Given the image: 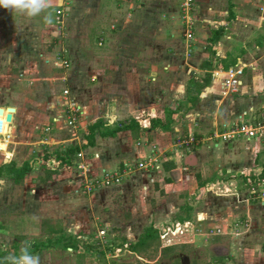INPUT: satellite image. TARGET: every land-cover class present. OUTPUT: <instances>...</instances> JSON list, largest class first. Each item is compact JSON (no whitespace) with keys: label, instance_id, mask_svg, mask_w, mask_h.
Segmentation results:
<instances>
[{"label":"rangeland","instance_id":"1","mask_svg":"<svg viewBox=\"0 0 264 264\" xmlns=\"http://www.w3.org/2000/svg\"><path fill=\"white\" fill-rule=\"evenodd\" d=\"M81 1L83 0H73L72 2L70 0H51L52 6L47 11L52 13L53 23L56 21V15H58L59 23L56 24L57 26L45 23L43 17L46 13H41L36 17H28L0 7V104L8 103L9 107H14V103H17L19 115L22 117L23 114V119H26V115L29 113L32 114L31 122L22 124L21 126L24 128L16 136L18 140L31 141V144L18 146L21 147V152L10 156L4 152H7V149H12L13 138L11 136L14 135V129L12 123L7 120L11 111H9V107H3L4 112L0 114V120L4 121L6 128L0 129V134H5L2 139L7 140L2 141L0 139V165L7 163L6 160L19 164L20 161L33 159V150L42 147L41 145H34L41 133H52L47 135L54 136L58 140L54 147H63V145L75 144L78 138V141L82 142L89 133L88 126L92 123L108 122L109 120V123H117L121 120L130 122L131 119H135L139 123V127L121 134L122 139L118 142H123L122 146L118 144L115 147L114 144L115 150L119 148L115 155L120 157L119 163L114 164L111 168L135 162L130 161V159L134 160L135 158L131 156V152L135 153L132 150L133 145H142L140 141H137L139 137L149 143L146 146L150 152L147 154L143 151L144 157L152 155L153 146H157L159 151L164 154L165 150L159 145L158 135L150 133L152 129L161 127L153 126L151 119L153 116L163 119L168 110L175 113L182 111L175 119V125L182 122L180 130L178 133L176 131L169 133H172L171 138L174 136L177 139L176 148L183 149L174 155L169 154L168 160H177L179 157L183 159L184 154L187 155V153L192 152V156H197L198 161L193 165L189 163L187 166L182 165L179 170L177 169L178 171H175L177 175H181L180 183L182 186L179 187L178 185L176 190L172 189L171 192H168L165 189L169 180L163 179L166 173L157 175L163 169L160 167V169L154 170L153 176H151L152 183L150 182L147 186L149 188L143 186L144 189L141 192H137L140 189L134 187L126 188L124 193H119L114 188L117 184H111L106 187L109 189L107 194H103L104 196L101 197L102 201L98 200V196H96L97 198L92 201L93 203L88 200V196L94 193L96 189L88 192L84 187L79 186V190L75 191L74 185L81 183L86 177L85 172H89L84 170V174L76 175L78 172L75 173L73 172L74 169H71L66 173L53 172L49 178L48 172L58 167L57 161L53 158H49L45 164L40 166L33 167L32 165L33 169L20 181L6 176L0 177V251L13 253L15 250H19L18 252H20L22 247H28L27 239H30L29 241L32 243L38 234L37 232L40 231L38 237H45L42 241L44 247L47 248L51 243L50 241L61 245L62 242L59 238L61 236L69 237V234H77L79 238L77 240L83 242L86 247L90 246L88 251H84L82 257L78 259L76 258L77 252L68 250L64 246L63 251H59L57 254L55 251H51L52 259L39 254L40 264H89L90 259L92 264H264V199L256 195L258 191L264 192V180L253 178L254 175L259 177L262 175L264 134L256 136L257 138L263 136V138H258L259 140L246 137L230 138L229 135L224 137L229 131L227 130L228 126L231 128V124L229 125L231 120L228 124L226 123V114L223 111L232 105L237 100L236 98H240L238 102H241L240 105H242L243 120L236 119V126L264 119V89L259 90L256 87L251 91L253 99H251L250 105L247 104L246 96L243 95L246 92V87L241 90L238 89L237 94H233L231 91L225 92V90L222 93H216V98L228 95L219 108V101L215 103L216 105L214 104L215 106H211L210 92H207V96L205 94L203 99H201L200 94L196 96L198 89L193 88L189 78L191 73L196 72L197 63L195 62L201 53L197 50L192 51L190 47L199 44L203 48L205 57H201L200 62L208 56H213V52L210 50L213 44L206 41L203 36L205 31H201L200 27L202 25L200 19L205 16L204 9L195 12V15L192 14L190 21V25L195 24L198 27L201 35V37L196 38L198 39L196 42H191L194 35L191 39L188 38L191 40L188 42L186 39L183 41L170 35L171 29L173 30L176 26V22L180 23L184 19L183 16H180L183 18L182 20L181 18L178 19L179 16L173 14L171 16L163 14L161 17L157 14V18L152 20L160 26L159 30L157 29V35L147 36L149 33H144V35H139L140 37L137 39L134 35L130 38L128 35L125 36V39L123 37L122 39L109 40V30L116 31L114 32L116 35L119 32L118 28L125 25L123 23L126 17L136 12L135 10L129 12L127 9L129 5L135 4L134 0L121 1V5L124 7L122 6V10L116 13H104L98 11L97 8L94 12L92 4L85 5ZM162 1L151 0V3L158 5L162 4ZM206 1L213 6L211 7L213 9L209 8L208 10V13L212 14L213 20L228 21L230 18L228 0ZM234 1L239 3L242 8L240 10L242 17L247 16L257 26L252 33L241 37L242 41L233 42L236 44L235 49L238 50L240 47L239 50L243 54L239 60L240 65L244 66V70L249 69L250 77L259 81L264 80V44L261 42L264 39V0ZM58 6L62 10V14H58ZM119 12L126 16L121 17ZM93 13L96 15L95 20L98 23L95 24L98 27L91 28L88 36L85 35L82 38V33L87 31V28H81L83 30L81 32L78 30L80 27L77 26V23L80 21L91 22V18L89 20L87 16L89 14L92 17ZM218 13L221 14L220 18L217 17ZM135 16L130 17L132 22L133 19H136ZM184 20L187 22L186 19ZM44 24L47 25L44 27ZM104 24L106 26L102 27ZM255 24L252 23L251 25L255 26ZM108 28L109 30L103 31V29ZM77 34L81 37H78ZM133 34L135 33L133 32ZM100 38H104V41L102 42ZM55 40L58 41L55 42ZM257 44H260L258 45L260 47H257ZM188 47L190 52L187 51ZM249 52H252V56L249 54V58H247L245 54ZM75 53L78 54L76 57H79L77 61L79 60L83 67L86 66V70L87 63L90 62L91 58L92 61L98 60L95 63L96 66L106 68V70L93 68V65L90 70L88 68V71H83L79 77L77 76L75 89H70L68 84L71 81L70 74L77 69L73 59ZM104 53L107 56L105 58L102 56ZM131 55L135 58L132 59ZM141 56L143 57L138 59ZM124 61H128L129 67H135L137 64L136 68L139 72L125 76L126 82L119 84V89H107V86L102 85V83L117 77L111 72V64H119V62L121 64ZM152 61L157 65L154 80L151 79V75H146L147 71L145 72L148 64ZM256 67L258 69H255ZM251 68L255 69L256 72H253ZM99 69L101 71L98 73ZM101 72L103 73L100 74ZM110 72L111 74H109ZM93 75L100 79L101 85L96 90L88 91L85 86L93 79ZM65 88L71 90L72 100L78 102L83 110L81 120L78 123L80 129L76 130L70 127L67 119L63 118L61 122L63 120L64 123L49 132L46 129L49 118L56 116L55 114L58 112L55 107L50 106V101L53 100L54 102L56 99L58 106L64 107L67 104L64 100ZM216 98L212 99L215 100ZM231 98L236 100L231 101ZM248 99L250 100V98ZM127 100H129L128 104H136L133 108H128L129 111H126V105H123L127 104ZM118 102L122 103L120 105L122 115L119 117L115 111ZM206 110L217 113L222 119L213 130L211 129L213 124L207 117L204 118L203 124H200L199 128L194 126V119L200 118L196 113L203 114ZM32 116L35 118L34 122H32ZM189 126H192L193 130H196L195 132H199L205 137L201 141L197 140L194 131L187 135L186 131ZM165 130L170 131V129ZM33 133L34 135H31ZM75 135L78 136L75 137ZM242 138H245L247 142L250 141V144L245 143L240 148L234 147L232 143ZM62 140L65 143H62ZM101 140V137L97 135L96 143L97 141L101 142ZM178 140L181 143H178ZM195 140L196 143H194ZM47 149L49 152H53V149ZM97 149L101 151L100 146ZM139 154L140 152L136 153L137 156ZM192 160L194 161L195 158ZM92 166L93 164L90 167ZM138 169L139 171L143 170ZM79 171L81 172V170ZM143 171H141L144 175L142 179H147L148 175L146 174L149 172ZM102 173L103 171L98 173L93 171L96 176L102 175ZM207 182L214 184L208 192L203 188ZM155 183L159 185L158 189H155ZM65 184L70 189H66ZM226 188L230 190H224ZM161 189L164 190L163 193H161ZM182 191L183 195L181 196ZM170 197L177 198L175 206L179 208L182 205V209L178 212L183 216L189 215L190 220L188 221L190 222H193L200 212L202 217L203 213L206 218L204 224H197V230L194 233L192 231L185 232L180 240L170 239V245L167 244L169 238L161 241L160 236L158 241L152 242V245L146 247L145 250L142 249L137 252L121 249L117 250V254H113L104 249L111 244L113 246L118 244L127 246L129 241L134 244L144 230L150 226L163 233V230L159 229L157 225H162L166 218H158L154 212L162 206V202L169 201ZM175 217L172 216L171 222L177 226L174 228L170 225L167 228V232L173 229L174 235L181 233L180 222L178 223V219ZM217 221H222V232L212 235L210 227L215 226ZM236 222L242 223L238 229H235L234 226ZM163 226H167V223H164ZM215 227L218 228L219 225ZM216 228L215 232L217 231ZM52 229L64 232L51 238L49 236ZM199 229L203 231L199 232ZM207 231L210 234L208 236L204 234ZM78 232L82 234L79 235ZM91 234L98 235L97 238L99 239L93 240ZM125 236L129 240L126 243H124L126 241ZM49 238L51 240H48ZM99 240L102 242L100 247L97 245ZM165 244L167 245L164 246ZM167 246H171L168 247L170 249ZM99 252L104 253L98 256ZM35 253L37 252H34L33 255H38ZM107 253L114 256L107 258L104 256Z\"/></svg>","mask_w":264,"mask_h":264},{"label":"crops","instance_id":"2","mask_svg":"<svg viewBox=\"0 0 264 264\" xmlns=\"http://www.w3.org/2000/svg\"><path fill=\"white\" fill-rule=\"evenodd\" d=\"M72 1L73 0H70V2H72ZM121 1H123V0H83L81 2H83L85 5L92 4L94 6V9H93L94 12H95V10L97 8L98 11H102L104 13H106V12H115L116 13L119 10H122L121 7L123 5H121L122 4ZM124 1H126V0H124ZM176 1L178 2V4H177ZM227 2H228V9L230 8L229 9L230 18H228L227 22H224V20H221V19H218L217 21L213 20L214 18H212V16H211L212 14L208 13L209 8H211L213 6L210 5L209 3H207L206 0H201V1L200 0H198V1L195 0V4H194L192 12H191V16H192V14L195 15V12H200V11H202V9H204L203 13H204L205 16H203L200 19V22H202V25H200V27H201V31H205V34H203V36L205 37L206 41H208L209 44H213L210 47V50H212V52H213V56H210V57L208 56L207 58L202 60V62H200V58L201 57H205V54H204L205 52L203 51V48L201 46H199V44L198 45L196 44L195 46L193 45V47L191 46L192 48L190 47V49L192 51L193 50L194 51L197 50L199 53H201V55L195 62V63H197L196 68H195L196 70L193 68L196 72H193V74L191 73L189 81H190V84H192L193 86L195 85V87H196V81H195V83L191 82V79L193 77L196 78V80H200L201 78H204V76L206 74H210L211 75L210 81L206 85H204L203 83L201 84L199 82L197 84V88L201 87L200 88V91H202L200 93L201 99L204 98V96H205V94L207 92H210V95H211L210 96L211 97L210 104H211V106H215L216 105L215 103L219 101L218 108L221 107L220 104L223 103V100L226 99L228 97V95H224L223 94L224 97H217L216 98V93H218V92L222 93L223 92L222 83H223V79H224V77H225V75L227 73V70L229 69V67H232V66L238 64V62H239V60L241 58V55H243V54H241V51L239 50L240 47L239 48L237 47L238 50L235 49L236 44H233V42H235L236 40L237 41L241 40V37H245L246 35L252 33L253 30H255L256 27H257L254 22H252L251 20H249L247 18V16H243L242 17V12H240V10L242 8H241V6H239V3L235 2L234 0H228ZM134 3L135 4L129 5L127 9L129 10V12H132V10H135L136 12L134 14H130V16L126 17V19H125V21L123 23V25L124 24L125 25L118 28L119 32L116 33V35L114 33L116 31H114V30H111V29L109 30V28L108 29H103V31H105V30H109L110 31L108 33V36L110 37L109 40L115 39V38L122 39L123 37L125 39V36H128V35H129V38H130V36L134 35L135 38L137 39L138 37H140L139 35H144V33H149V34H147V36L148 35H157L156 33L159 30L160 26H159V24L155 23L156 21L152 22L153 19L157 18V16H158L157 14H159L160 17L163 14L170 15V16L173 14V15H175L177 17L179 16L178 19H180L183 16L182 15L183 14V11H182V0H163L162 4H158V5L151 3V0H140V1L134 0ZM243 6L246 7V5H243ZM73 7H75V5H73ZM59 9H60V7L58 6L57 12H58ZM211 9H213V8H211ZM175 11H176V13H175ZM119 15L121 17L122 16H124V17L126 16L125 14L120 13V12H119ZM131 15L132 16L136 15L135 16L136 19H133V22L131 21L132 18H130V17H132ZM224 15H225V12H224ZM217 17L220 18L221 14L218 13ZM90 18L92 20L91 22L80 21V22L77 23V21H76L77 26L80 27L78 30H80L81 32H83V30L81 28H85V27L87 28V31L82 33V38L85 35L88 36V32L90 31L91 28L94 29L95 27H98V25L95 24V23H98L95 20L96 19L95 13L92 14V17H90L89 14H88L87 19L90 20ZM182 19L183 18H181V20ZM184 19H183L182 22H180L181 24L179 22H176V26H179V28H176V26H175L173 28V30L171 29V32H170L171 34L170 35L172 37H176L177 39H181L183 41H185L184 39H186L187 42H188V41H191V40H189L186 37L185 31L187 29V26H186L187 22H185ZM57 23H59L58 15H56L55 23L48 24V25L57 26L56 25ZM146 23H148V24H146ZM252 23L255 24V26H252L251 25ZM46 25L47 24H44V27ZM209 25H213V26L210 27ZM99 26H101V25H99ZM105 26L106 25L104 24L102 27H105ZM193 26H192V31H193L194 37H193L191 42H193V41L196 42V40H198L196 38L197 37H201V35L199 34L198 27L195 24H193ZM54 32L56 33V31H53V33ZM133 32L135 34H133ZM79 34H77V36ZM201 34H202V32H201ZM207 34H209V35H207ZM136 35H138V36H136ZM78 37H81V35H79ZM100 39H101L102 42L104 41V38H100ZM57 41L58 40H55V42H57ZM136 41H138V40H136ZM261 42L264 44V39ZM258 45H260V44H257L256 46L260 47ZM190 49L188 47L187 51L190 52L191 51ZM251 53L252 52H249L248 54H245V56L247 58H249V54L252 56ZM76 54L77 53L74 54L75 56H74L73 59L75 60L74 61V66L77 67V69L70 74L71 75V81H69V83H68L69 86L71 87L70 89H75L74 85H76V83H77V76L79 77V74H81V72L88 71V68L90 70V67H92L93 65H94L93 68H100L101 70L103 69L102 67H98V66L95 65V63L98 61L97 59H95V61H92V58H91L90 62L87 63L88 67H87V70H86V68H85L86 66L83 67L82 63L79 60L77 61V59H79V57L78 56L76 57ZM102 56H104V58L107 57L106 53H104ZM102 56H100V57H102ZM131 57H132V59L135 58L133 55H131ZM142 57L143 56L138 57V59L142 58ZM207 63H209L208 66H206ZM113 64H111V67H112L111 68V70H112L111 72L114 73L115 75H117V77L116 78H112L111 77L112 79L105 80V82L102 83V85L104 84V85L107 86V89H112V90L119 89V84H122V83L126 82V80L124 79L125 76H128L129 74L134 75V74H136V72L137 73L139 72V70H137V68H136L138 66L136 63H135L136 64L135 67H133V66L129 67L128 61L127 62L124 61L121 64H120V62H119V64H116V63L114 65ZM156 67H157V65H155V63L152 61V63H149L147 68L145 69V72L147 71L146 75H151V79L152 80L155 79L154 74L156 73ZM247 67H248V65H247ZM100 69H99L98 73L101 71ZM251 69H253V68H251ZM255 69H258V68L256 67ZM255 69H253V72H256ZM103 70L105 71L106 68H104ZM246 70L248 71V73H247ZM111 72L109 74H111ZM102 73L103 72H101L100 74H102ZM245 75H246V77H245ZM95 76L96 75H93L92 76L93 79H91L89 81L88 85L85 86L86 90H88V91L89 90L90 91L91 90H96V89H98L100 87V85H101L100 79H97V76L96 77ZM255 80H257V79L254 78V77H250L249 69L246 68L244 70V75L242 77V85L240 86L239 89L241 90L242 88L246 87V92H244L243 95L246 96V99L248 101L247 102L248 105H250L252 103L251 99H253L251 91H253V89H256V87L259 90L260 89H264V80H261V81H259V80L255 81ZM60 85H61V83H60ZM199 85H200V87H199ZM237 93L238 92H236V93L234 92L233 94H237ZM206 96H207V94H206ZM212 98H216L215 99L216 101L213 100ZM248 98H250V100ZM236 99L235 98L234 99L231 98V101L236 100L234 102L235 104L232 103V105L228 106L227 108H225V110H223L225 112V114H226L225 115L226 123L228 124L229 120H231L230 123H229V125L231 124V126L236 124L235 123L236 119H240L241 121L243 120L242 119L243 117L241 115V106L242 105H240L241 102H238L240 98H236ZM120 101H121V98H120ZM245 101H244V103L246 104ZM254 102H253V104H254ZM128 103H129V100H127V104H123V105H126V111H129V110H127L128 108H133V106L136 105L134 103L133 104H128ZM120 105H122V103L118 102L117 106L115 107V111H116L117 117L122 115V113H121L122 112V107ZM50 106L52 108L55 107L57 109L58 112H56L55 115L60 118L59 119L60 122H58V123H53L52 122V119L54 117H56V116H51L49 118V124L48 125H50L52 127V129H51V131H52L55 128L57 129L56 126L61 125V123H64L63 120L61 122V119L64 118V113H63V107L62 106H58V100H57V102H56V99L54 100V102H53V100L50 101ZM0 107L7 108V107H9V105H8V103H1ZM14 107H16V112L14 114L12 113L13 114L12 121H11L12 124L9 123V124L12 125V128L14 129V131H13L14 135L12 134V136H11L13 138L12 142H11V144H13L12 145V149L13 150L12 149H10V150L7 149V152L6 151L4 152L7 155L10 154V156H12L13 154L17 155V153L19 154L21 152L20 151L21 147H18V146H22V145L24 146L25 144H31V141H27V140L26 141L25 140L21 141V140H18L16 136H17L18 133H21V131L23 130L24 127L21 126L22 124H26L27 122H31V115L32 114H30V113H29L30 115L29 114L28 115L25 114L26 115V119H23L22 118L23 114H22V117L19 115V106L17 105V103H14ZM180 113H182V111H180L179 113L178 112L177 113H175V112L173 113V115H172L173 122L171 123L170 131H167V130L162 129V128H156V129H154V130L152 129L150 131V133L158 135L157 139L160 141L159 145L161 147H163L162 149L165 150L167 155L168 154H171V155L173 154L174 155V153H176L177 151L180 152V151L183 150L182 148H179V147L176 148L175 144L177 142V139L174 136H172V138H171V134L172 133L171 134L169 133L171 131H176L178 133V130H180V127L182 126V122H179V123H177V125H175L176 124V120L175 119H176V117H178V115H180ZM196 115L198 117H200L198 120L194 119V123H195L194 126H196L197 128H199L200 124H203L202 122H203L205 117H207V119L212 122V124H213V126L211 127L212 130L216 128L218 122L222 121V119L219 118L217 113L210 112L209 110L204 111L203 114L196 113ZM113 116H114V114H113ZM152 118H157V116H153ZM32 119H33L32 122H34L35 118H33V116H32ZM122 121L123 120H121L120 122H122ZM109 122H110V120L108 122H105V123L106 124H114V123H109ZM124 122H126V121H124ZM229 128L230 127L228 126L227 129H229ZM74 129H76V130L80 129V125H78ZM128 131H130V129L129 130H125V131H120L115 136H109V137L100 136L101 139H102L101 142L97 141V143L95 142L96 144H94V145L89 144L88 147L82 149L83 151H85L87 160L91 164H93V168H94V170L97 173L103 171L106 168H111V166L113 167L114 164L119 163V157L120 156L118 157V156L115 155L119 148H116V150H115V148L113 146H114V144H115V147L118 144H120V146H122L123 142L122 143L118 142V140L120 141V139H122L121 134L127 133ZM192 131H194L192 126H189L188 130L186 131V134L188 135V133H190ZM195 131H194V133H195L194 135L199 138L197 140L201 141L205 136H202V134H199V132L197 133ZM47 134L51 135L52 133H47ZM47 134H45V133L42 134L41 133V135L37 139L38 140L37 143H39V144H37V143L34 144V145H41L42 146V147H37L36 149L33 150L34 158L29 160V161L28 160L20 161L19 164H17V166L18 165L22 166L23 163L26 162V161L30 162L31 167H32V165H33V167H36V165L40 166L41 164H45V161L47 159H45L44 156H45L46 151L48 150L47 148H51V149H53V151L58 148V147L57 148L54 147L58 140L54 136H48ZM160 134H164V135H160ZM31 135H34V133L31 134ZM77 136L78 135H75V137H77ZM258 138H263V136L258 137ZM258 138L256 137V138H252V139L259 140ZM78 140H79V138H78ZM78 140H76L75 144H79V145L88 144L87 137L82 142H80ZM137 141H140L142 145H140V146H137L136 144L133 145L134 148L132 150L135 151V153L131 152L132 153L131 156H133L135 158H134V160L130 159V161L138 160L141 156H143V154H142L143 151L145 153H147V154L150 152L149 148L146 146L147 144H149L148 142L144 141L141 137L137 138ZM61 142L63 143L64 140H62ZM81 143H83V144H81ZM245 143L246 144H250V141L247 142L245 138H242V139L236 140L232 144H233L234 147L236 146V148H240ZM217 145H219V144H217ZM98 146H100V150L102 152L99 151V149H97ZM63 147L65 148L66 145H63ZM10 148H11V146H10ZM197 148H195V149L198 150ZM23 149L25 150V148H23ZM138 152H140L139 156L136 155V153H138ZM194 153H196V152H194ZM95 154H98L99 157H96ZM131 156H130V158H131ZM109 157H110V159H109ZM192 158H195V160L193 161ZM10 159H13V158H10ZM51 159H52V157H51ZM177 160H173L172 161V159H171L169 161L163 162L162 166H161V167H163V169L161 170V172L157 173V175H163V174L166 173L165 177L163 179L167 178L169 180V182L167 183V186L165 187V189L168 192H171L172 189L176 190L177 189L176 187L178 185H179V187H182L181 183H180L181 182V177H180L181 175H177L175 171H178L179 167H181L182 165L183 166H187V163H189L191 165L196 164V161H198V158H197V156L196 157L192 156V152H191V153H187V155L184 154L183 155V159L179 157V159H177ZM6 161L10 162V160H6ZM191 161H193V162L191 163ZM77 162H78V160L75 159V162H74L75 164L73 166L67 167L65 169H61L60 172L66 173V172H69L71 169H74L73 172H75V173L78 172L76 175H79V174L81 175V172L76 167V163ZM167 162H172L174 164V166H172V167H170L168 169L165 168V164H167ZM33 167H32V169H33ZM132 168H135V169L131 170L130 172L128 171V173L126 175L127 177L125 176L121 183H119V184L114 186V188H116V191H118L119 193H124L125 192L124 189H126V188H133L134 187L135 189H140V190H137V192L138 191L141 192V190L144 189V188H142L143 186H145L146 188H149L147 186L152 180L151 176H153L154 171L153 172H149L148 174H146V175L149 176V177L148 176L146 177L147 179H142V176H144V175H142V173L144 171L143 170L139 171V169L136 168V167H132ZM141 171H143V172H141ZM169 175H170V177H169ZM125 178H126V180H125ZM82 182L74 184L75 187H76L75 191L79 190L78 187L82 185ZM65 185H66V189H70V188H68L67 184H65ZM213 185L214 184L212 182H210V183L207 182V183H205V187H203V188H205V190L208 192V191H210V188L213 187ZM106 187L107 186H101L98 189H96V191L94 193H92L91 195L88 196V198H89L88 200H90L92 202V201H94L95 198H97L96 196H98V200L102 201L101 197L106 195L107 191L109 189V188H106ZM154 187H155V189H158L159 185L157 183H155ZM224 190H230V189L226 188ZM163 191L164 190L161 189V193H163ZM182 193H183V191L181 192V196L183 195ZM179 198H180V195H179ZM176 199H177L176 197H173L169 201L162 202L161 203L162 206L160 208H157V210L154 212L158 216V218H166L165 219L166 221L163 220V222L167 223L168 227L167 226H163L164 225L163 222H162V225H157V227L162 229L163 232H164L163 234H166L167 238H169L168 243H167L169 245L171 244L170 239H172V240H178L179 239L180 240L181 238H183L185 232H188V231L191 232L192 231V233H194L195 230H197L196 229L197 224H199V223H201V225L204 224L203 222L206 219L205 216H203V213H202V217L200 216L201 215V212H200L199 215L195 217V220H193V222L192 221L191 222L188 221L186 223L180 222L181 233H178V234L174 235V232H173L174 230L173 229H171V230H169V232H167L168 231L167 228H169L170 225L172 227H174V228L177 226V225L174 226V223L171 222L172 216H176L175 218H177L178 220H180V218H184L186 216L190 217L189 215L183 216V215H181L178 212L180 209H182V207H181L182 205L179 208H177L175 206V204H176L175 201H177ZM206 215H208V214H206ZM152 216H153V214H152ZM168 220H170V222H167ZM221 222L222 221L215 222V226L219 225V227L222 228L223 224ZM178 223H179V221H178ZM215 226L213 225V226L210 227V229H212V230L211 231L209 230V231L212 232V235H216V233H214L215 232V228H216ZM218 228H216V230ZM37 231H39V230H37ZM200 231H203V230L199 229V232ZM51 232L52 233L50 234V236L49 235L48 236L53 238L55 236L57 237L58 235H60L64 231L58 230V229H52ZM81 232H78V234L81 235L82 234ZM37 233L38 234L34 237L35 239L32 240L33 241L32 243H31V241H29L30 239L29 240L27 239V241H26V244L28 245V248H30L31 250L33 248L34 251L37 252L35 254H38V255L42 254V256H45L46 258L52 259L53 255H52L51 251H55L56 254L59 251H63L62 250V248H64L63 247L64 246L63 243H61V245H58V243L54 242V243H50L48 248L44 247V245H43L44 242L42 240L45 237H43V238L38 237L40 235V231L37 232ZM66 233L69 234L68 232H66ZM204 234L206 236L210 235L208 233V231L206 233H204ZM69 235L72 238L76 239V242L74 243L75 247H68L67 249L71 250V251H74V252H77L78 254H76V258L78 259V258L82 257L81 255H82V253L84 251H88V248H90V246L86 247V246H84L85 244L83 242H80V240H77V239H79L77 234H73V235L69 234ZM84 236H85V234H84ZM97 236L92 235V239L93 240L94 239L98 240L99 238H97ZM46 239H47V236H46ZM126 239L128 240L127 237H126ZM164 239L165 238L162 236L161 237V241L164 240ZM129 243H132V242L129 241ZM35 244H38L37 247H34ZM167 244H165L164 246H166ZM124 250H127V251L131 252V250H129L127 248H124ZM108 253L106 255H104V256L107 257V258H110V257L114 256L112 254L109 255ZM98 256H100V255H98ZM88 263L92 264L91 259H90V261Z\"/></svg>","mask_w":264,"mask_h":264},{"label":"built area","instance_id":"3","mask_svg":"<svg viewBox=\"0 0 264 264\" xmlns=\"http://www.w3.org/2000/svg\"><path fill=\"white\" fill-rule=\"evenodd\" d=\"M140 1V0H136ZM195 4V0H184L182 2V11H183V18L187 20V33L186 37L191 39L193 37L192 25H190V21L192 20L191 12L193 6ZM58 14H62V10H58ZM241 62L238 64L230 67L227 70V73L223 79V90L225 92H237L240 86L242 85V76L244 75V66L240 65ZM71 96V90L69 88L64 89V100L67 102L66 105L63 107L64 118L67 119V123L70 127L76 128L80 122V117L82 116L83 110L78 102L73 101ZM53 123H58L59 118L54 117L52 119ZM47 131H50L52 127L50 125L47 126ZM224 137L227 135L230 138H238V137H246V138H255L258 135L264 134V119H260L258 121L250 122V123H242L240 125L234 124L231 126L230 129ZM5 134H0V139L2 141H6L2 139V136ZM194 140V139H193ZM192 141V139H190ZM9 142V141H8ZM141 143V142H140ZM178 143H181L178 140ZM196 143V140L194 141ZM154 150H152L151 154L146 157H140L135 163H127L125 167L119 166L115 168H106L103 170L102 175L96 176L93 174L94 168L91 166V163L87 160L86 154L83 150H80L77 153L76 159L78 162L76 163V167L81 170V174L84 170H87L89 173L85 172L86 177L83 179L82 184H84V188L88 192H92L95 189H98L101 186H109L111 184H119L123 181L124 177L127 175L128 171L132 169V167L141 168L147 172H153L154 170L160 169L162 163L168 160V155L166 152L162 154L157 146H153ZM96 157H99L98 154H95ZM84 174V173H83ZM258 197H262L264 199V192L258 191L256 192ZM261 193V195H260ZM255 194V193H253ZM241 222L234 223L235 229H238L241 225ZM222 228H218L214 233L222 232ZM178 231V230H177ZM181 231V229H180ZM175 233V231H173ZM166 238V234L162 235Z\"/></svg>","mask_w":264,"mask_h":264},{"label":"trees","instance_id":"4","mask_svg":"<svg viewBox=\"0 0 264 264\" xmlns=\"http://www.w3.org/2000/svg\"><path fill=\"white\" fill-rule=\"evenodd\" d=\"M208 64L209 63H207L206 66H208ZM210 79H211L210 74H206L204 76V78H201L200 80H196V78H194V77L191 79V82H193V83H195V81H196V87H195V85L193 86L194 89H198L196 96H198L200 94V88H197V84L200 82L201 84L203 83L204 85H206L210 81ZM199 87H200V85H199ZM173 113H174V111L168 110V113L164 119H161L160 117L152 118L151 121L153 122V126H155V127L159 126L163 129H170L171 123L173 122V119H172ZM137 127H139V123L135 119H131L130 122H123L122 121V122H117L114 124H106L103 121H99V122H95V123L91 124L88 127V129H89V133L87 135L88 144H84V145L70 144V145L66 146L65 148L64 147H58L53 152H49L48 150L46 151L45 156H44L45 159L49 160V158L52 157L53 159H55L57 161V164H58V167L50 170L48 172L47 176H49V178H51V176L53 175V172L59 173V171L61 169H65L67 167L73 166L75 164L74 162H75V159L77 157V153L80 150L88 147L89 144L94 145V143L96 142L95 138L97 135L102 136V137L115 136L120 131H125V130H129V129H133V128L135 129ZM195 138L199 139L196 136H195ZM172 166H174V164L172 162H167V164H165V168H167V169L172 167ZM122 167H125V164L122 165ZM31 169H32V167L30 165V162H28V161L24 162L22 166H17L16 162L10 161V162L3 163L0 165V177L6 176L9 178L15 179L16 181H20L22 178H24V176ZM261 173H262V175L260 177L254 175L253 178L255 180L256 179L264 180V166H263ZM83 186H84V184L81 185V187H83ZM186 217L180 218V220H178V221L179 222H181V221L187 222L188 220H190V218L188 216H186ZM163 233H160V231L158 229L154 228L153 226H150L144 230L141 237L134 244L129 243V242H128L127 246H124V244H118V245L113 246V244H111V246H107V248H104V249L106 251L112 252L113 254H116L117 250H121L124 248H127L133 252H137V251L142 250V249L145 250L146 247H149L150 245H152L151 244L152 242L154 243L155 241H158L160 236L162 237V235H160V234H163ZM166 238H167V236H166ZM59 239L64 244L65 248L75 247L74 243L76 242V239L72 238L71 236H69V237L61 236V238H59ZM48 240H51V239L49 238ZM127 241L128 240L126 239V241L124 243H126ZM50 242L54 243L53 241H50ZM101 243L102 242L100 240L97 242L98 247H100L102 245ZM37 245L38 244H35L34 247H37ZM171 246H173V245H171ZM171 246H167V248L171 247ZM168 249H170V248H168ZM18 251L19 250H15L13 253L0 251V264H9V262L5 259V257H7L9 255L19 256L20 252H18ZM29 251L32 254H34V252H36V251H34L33 248H32V250L29 248ZM103 253L104 252H99L98 255L101 256V255H103Z\"/></svg>","mask_w":264,"mask_h":264},{"label":"clouds","instance_id":"5","mask_svg":"<svg viewBox=\"0 0 264 264\" xmlns=\"http://www.w3.org/2000/svg\"><path fill=\"white\" fill-rule=\"evenodd\" d=\"M52 6L51 0H0V7L15 11L28 17H36L46 13L43 17L45 23L52 24V13L47 10ZM6 128L4 121L0 120V129ZM9 264H40V256L33 255L27 246L20 249L19 256L5 257Z\"/></svg>","mask_w":264,"mask_h":264},{"label":"water","instance_id":"6","mask_svg":"<svg viewBox=\"0 0 264 264\" xmlns=\"http://www.w3.org/2000/svg\"><path fill=\"white\" fill-rule=\"evenodd\" d=\"M9 111H11V114H8L7 120L11 122L12 121V117H13L12 113L16 111V108L15 107H9ZM3 112H4V108L0 107V114H3Z\"/></svg>","mask_w":264,"mask_h":264}]
</instances>
